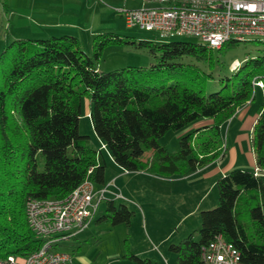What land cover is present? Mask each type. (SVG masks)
I'll use <instances>...</instances> for the list:
<instances>
[{
  "label": "trees",
  "instance_id": "16d2710c",
  "mask_svg": "<svg viewBox=\"0 0 264 264\" xmlns=\"http://www.w3.org/2000/svg\"><path fill=\"white\" fill-rule=\"evenodd\" d=\"M239 42L212 49L197 41L152 42L102 32L92 39L91 55L72 34L5 43L0 52V258L27 255L41 243L26 222L27 199L63 198L85 177L104 184L102 150L79 132L83 97L96 137L126 171L185 176L222 158L221 125L254 98L256 87L264 95V49L254 47L229 72L221 69L220 56ZM110 45L146 50L154 62L99 70L95 64ZM193 124L179 136L177 150L160 143L166 132ZM250 144L258 172L234 168L217 179V204L200 211L197 236L191 232L169 245L176 264H202L201 248L219 234L239 250L244 264H264V101ZM132 217L126 204L107 199L98 221L129 225Z\"/></svg>",
  "mask_w": 264,
  "mask_h": 264
},
{
  "label": "crops",
  "instance_id": "0c3cea01",
  "mask_svg": "<svg viewBox=\"0 0 264 264\" xmlns=\"http://www.w3.org/2000/svg\"><path fill=\"white\" fill-rule=\"evenodd\" d=\"M153 2L160 5L156 0L23 1V4H26L27 10L30 13L31 24L20 23V25H17L20 32L14 34L13 39L49 38L63 34H72L79 39L80 44H82L81 39H83V37L90 43L93 37L98 33H120L123 28L127 27L124 16L117 12L118 8L137 9L150 6ZM140 37L150 39V36ZM260 91L261 96H264L262 95L261 88ZM255 97L256 94H254V98L251 101L238 108L236 113L227 120L234 121L233 132L237 133L236 137L238 136L237 140L239 142L240 135H243L242 138L246 137L245 134L240 133L244 125L248 127V138L250 141V131L256 118L258 108L262 104V102H260L259 105L256 104L255 107H253ZM262 101H264V97H262ZM88 111L89 105L87 102V114ZM204 122L210 123L211 121L207 120ZM226 122L221 125L220 132ZM199 123L202 122H198L197 124ZM194 126H196V124L187 127L181 132H177L176 137H179L182 133ZM244 131L245 130H243V132ZM225 136L227 139L228 135ZM102 145L104 144L100 142V149L106 150V148H102ZM224 145L226 150L227 145ZM226 152L227 151H225L223 157L226 156ZM107 159L108 161H106L105 158L106 168L104 171V184L99 186L94 184V186L98 188L109 185L112 191H119L122 198H114L112 194L108 192L105 194V202H107V199H111L114 204H126L127 207L133 211V217L129 225L118 224L112 226L108 220L103 219L98 221L105 213V203L102 213L97 218H95L94 215L86 227L89 228L91 222L94 220L95 225L94 228L90 230V235L87 233L86 237L82 240H79L76 235L62 245L63 248L71 254V264H170V255L174 257L176 264V256L169 250V245L171 243L180 242L189 233L195 231H189V228H185L184 231L179 232L177 227H181L186 218L197 215L199 210L209 209L212 205L217 203V179L234 168L249 169L258 172V170H256L253 153H248L246 159L244 157H239L238 151L234 146L231 148L230 158L225 165L221 163L222 158H220L191 174L179 176L177 178L173 176L164 177L150 174L146 171H126L117 166L110 155ZM176 181L178 183L171 186V182ZM150 188L153 190L160 188L163 191L165 190V193H171V195H173L172 199L177 200L176 202L180 212L179 220L175 224L176 231L174 232L171 230L165 237L159 238L160 240L158 239L157 244L151 241L148 232L149 218L147 209L149 206L146 204L144 206L137 202L138 197L141 200L145 198L144 194L146 191L148 192ZM115 199L118 200V202H116ZM182 209L184 212H181ZM134 217L135 220L133 221ZM133 224L135 226H133ZM82 231L85 232L84 230ZM102 232H106L105 237L100 236ZM130 254L143 261H138L131 257Z\"/></svg>",
  "mask_w": 264,
  "mask_h": 264
},
{
  "label": "built area",
  "instance_id": "2783aa9c",
  "mask_svg": "<svg viewBox=\"0 0 264 264\" xmlns=\"http://www.w3.org/2000/svg\"><path fill=\"white\" fill-rule=\"evenodd\" d=\"M156 1L160 3L157 7L118 8L117 12L129 27L155 30L161 37L195 36L212 49L229 40H264V0ZM108 192L122 198L109 185L96 188L85 177L63 198L27 199L26 222L41 243L27 255L0 258V264H71V254L62 245L87 227ZM200 257L202 264H244L239 250L222 234L201 248Z\"/></svg>",
  "mask_w": 264,
  "mask_h": 264
},
{
  "label": "rangeland",
  "instance_id": "374dc122",
  "mask_svg": "<svg viewBox=\"0 0 264 264\" xmlns=\"http://www.w3.org/2000/svg\"><path fill=\"white\" fill-rule=\"evenodd\" d=\"M23 1L26 2L27 0H0V52L2 51L5 43H7L9 40H13L14 38L13 35L18 34L20 32L19 28H17V25H20V23L31 24L30 13L27 10L26 4H23ZM157 6H159V4L153 2L152 4H150V6L147 7H157ZM130 9H134V8H130ZM120 33L132 35L136 38L137 37L146 38L140 36H150V41L152 42H162V41H170V40L201 42L199 38L190 35H173L171 37H161L158 31L155 30L146 31L138 28V26H131V27L127 26L123 28ZM84 40H86L85 37L81 39L82 50L86 54L91 55L92 40L90 43H88L87 40L86 41ZM254 47L264 49V41H262L261 39L247 40V42L240 41L238 45L229 48L219 58V60L221 61L220 63L221 69L225 72L231 71L232 68L237 67L243 61V59L247 57V53L250 52ZM152 62H154L153 55L149 54L146 50L136 49L128 45H110L103 50L99 61L95 65L99 70L107 71L119 67H124L127 65L147 67ZM255 94L256 97L255 100L253 101V107H255L256 104L259 105L260 102H262L260 88H256ZM86 110H87V100L85 97H83L81 101V116L79 118V126H78L79 132L80 134L88 135L90 142L95 147H99L100 142L94 133L91 119L89 115L86 113ZM232 121H227L221 130L222 143L227 145L226 156L222 157L221 159L222 161L221 163H224V165L230 158V151L233 146L237 149L239 157H244L246 159V155H248V153H253L248 138L249 136L248 127H246L245 125L242 127V131L240 133L245 134L246 137L242 138L243 135H240L239 137L240 142H239L237 140L238 136L236 137L237 133L233 132L234 121L233 122ZM243 130L245 131L243 132ZM176 133L177 132L174 131L166 132L159 139L160 143L166 145L172 151L177 150L179 145V139H178L179 137H176ZM225 135H228L227 138L228 142ZM102 151L106 158V161H108L107 157H109V153L105 149H102ZM147 154L150 153L147 152ZM37 167L40 170H42L43 168V155L41 153L37 154ZM260 173L261 175H264V173L262 172ZM173 177L177 178L179 176H173ZM177 183H178L177 181L171 182V186L176 185ZM164 191L160 188L159 189L156 188L155 190L150 188L148 192L147 191L145 192L144 194L145 198L141 200L138 197L137 199V202L139 204L141 203L144 206L145 204L149 206V208L147 209L148 218H149L148 232L150 234L151 241L154 242L155 244H157L159 238L165 237L167 234H169V232H171V230H173L174 232L176 231L175 224L179 220V216H180L179 207L177 206V202H176L177 200L172 199L173 195H171V193L168 192L165 193ZM114 192L119 193V191H114ZM216 199H217V195H216ZM116 202H118V200H116ZM105 203H106L105 200H102L99 203L100 205L95 213V218H97L102 213ZM216 204L212 205V207L210 208H213L214 206H216ZM200 211L201 210L197 212V215L186 218L181 227L176 226L178 231L182 232L185 230V228H189V231L195 230L194 234L197 235V230L200 227ZM181 212H184V210L182 209ZM134 220L135 217L133 218V221ZM94 223L95 222L93 220L89 228L85 227L83 229L85 232L82 231L81 233L77 234V238L79 240H82L86 237L87 233H89L88 235H90L91 234L90 230L94 228L95 225ZM133 226L135 225L133 224ZM100 236L105 237L106 232L100 233ZM170 257H171L170 264H175L174 257L171 255Z\"/></svg>",
  "mask_w": 264,
  "mask_h": 264
}]
</instances>
